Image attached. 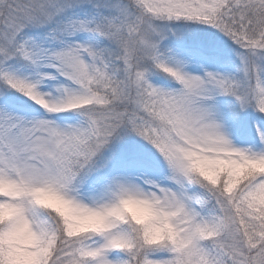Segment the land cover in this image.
I'll use <instances>...</instances> for the list:
<instances>
[{
  "label": "snow or ice",
  "instance_id": "obj_1",
  "mask_svg": "<svg viewBox=\"0 0 264 264\" xmlns=\"http://www.w3.org/2000/svg\"><path fill=\"white\" fill-rule=\"evenodd\" d=\"M0 264H264V0H0Z\"/></svg>",
  "mask_w": 264,
  "mask_h": 264
}]
</instances>
